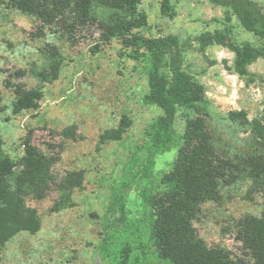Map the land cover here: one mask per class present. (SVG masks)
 <instances>
[{
  "label": "rangeland",
  "instance_id": "374dc122",
  "mask_svg": "<svg viewBox=\"0 0 264 264\" xmlns=\"http://www.w3.org/2000/svg\"><path fill=\"white\" fill-rule=\"evenodd\" d=\"M166 1L172 5L169 12L163 10ZM10 2L0 0L2 147L17 159L32 137L33 144L55 158V177H82V183L73 189L54 185L43 199L28 197L42 227L35 233L21 231L9 240L2 247L0 264H103L107 219L119 225L123 216L121 206L115 205L119 181L125 176L132 180L124 197L126 217L134 223L149 191L145 172L159 174L173 166L174 149L154 156L146 171L149 161L142 164L150 157L148 130L162 110L144 101L148 91L144 61L135 58L126 39L105 41L99 23L92 21L77 24L69 34ZM140 8L151 25L141 31L142 36L179 37L186 71L207 89L212 107L207 123L216 146L235 160L255 154L251 142L257 137L264 140V55L249 65L250 75L243 76L235 66L236 53L220 30L231 26L237 39L258 43L241 14L264 21V0H143ZM56 65L60 66L57 79L45 80ZM18 84L42 89L37 109L14 111ZM123 115L131 121L123 139L103 142L102 133L117 127ZM69 127L75 128L76 138L64 134ZM177 128L184 131L182 114ZM241 168L243 172L223 185L215 198L203 202L195 221L209 245L238 255L243 244L237 238L236 222L264 212L260 188L264 176L243 164Z\"/></svg>",
  "mask_w": 264,
  "mask_h": 264
},
{
  "label": "trees",
  "instance_id": "16d2710c",
  "mask_svg": "<svg viewBox=\"0 0 264 264\" xmlns=\"http://www.w3.org/2000/svg\"><path fill=\"white\" fill-rule=\"evenodd\" d=\"M10 1L12 7L44 24L65 28L69 34L77 24L92 21L99 23L105 41L126 39L135 58L144 61L148 83L144 101L162 110L148 130L150 157L142 164L149 161L146 171L154 156L174 149L173 166L159 174L145 172L149 191L143 196L140 216L134 223L126 217L124 197L132 180L125 176L119 181L115 205L121 206L123 216L119 225L112 218L107 219L103 264H264V212L261 216L246 215L236 222L237 238L243 244L241 255L223 246L209 245L195 225L203 202L215 198L223 185L242 173L241 164L264 176V140L253 139L257 152L236 160L216 146L207 123L212 111L207 89L186 71L179 37L174 33L141 35L143 29L151 26L146 11L140 8L143 0ZM166 9H172L169 1L163 4ZM241 21L255 33L258 43L237 39L231 26L221 29L220 34L228 37L236 53L237 71L248 77L249 65L264 55V21H255L249 13L241 14ZM59 69V65L53 67L45 74V80L57 79ZM15 94L13 107L17 113L37 109L43 97L39 87L22 84L15 86ZM2 99L0 92V104ZM181 114L185 118L183 132L177 128ZM130 124L129 117L123 115L117 127L102 133V141L122 140ZM75 132L74 127H69L64 134L76 138ZM24 145L23 155L15 159L4 151L0 141V257L2 247L19 232L35 233L42 227L41 216L28 205V197L43 199L54 185L73 189L82 183V177H55V158L33 144L32 137ZM136 159L139 162L140 157ZM260 184L264 190V177Z\"/></svg>",
  "mask_w": 264,
  "mask_h": 264
}]
</instances>
